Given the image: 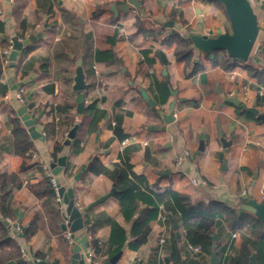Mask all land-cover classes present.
I'll list each match as a JSON object with an SVG mask.
<instances>
[{"label":"crops","instance_id":"crops-1","mask_svg":"<svg viewBox=\"0 0 264 264\" xmlns=\"http://www.w3.org/2000/svg\"><path fill=\"white\" fill-rule=\"evenodd\" d=\"M127 1L25 0L19 4L0 0V41L8 44L13 37L35 36L17 52L13 65L10 60L2 65L0 74V83L6 86L0 94V170L17 173L22 183L11 192V220L21 227L31 221L37 225L26 241L21 232L9 230L11 237L19 236L25 259L34 261L39 253L38 261L45 264H68L73 246L79 244L85 254L93 249V239L103 245L95 259L100 264L115 247L108 244L110 219L128 237L131 222L121 214L112 191L114 182L86 170L93 158L111 168L125 153L132 170L145 177L151 190L172 188L187 194L192 203L200 202L202 208L234 205L236 199L248 197L264 201V122L223 100L236 95L241 103L264 114V85L246 69L264 66L259 51L264 42V9L260 8L264 0H250L259 31L246 60H228L226 52L217 56L194 46L186 60L175 55L173 32L187 37L189 33L214 36L230 31V21L218 1L135 0L137 6L118 7ZM6 45H0V57ZM109 47L114 52L112 60L95 58L97 50ZM78 58L87 85L83 110L94 106L103 112L93 130L88 129L90 117L83 110L76 111L78 91L72 85ZM19 60L31 62L25 74L16 69ZM20 88L26 100L23 106L31 110L33 127L40 132L35 138L29 135L34 149L25 157L13 152L11 135L10 118L24 126L17 114ZM139 88L154 100L153 105L141 97ZM172 101L174 120L164 124L159 110L167 111ZM74 123H78V141L74 144L72 139L65 145V135ZM115 128L125 137H116ZM56 143L61 144L58 151ZM61 155L66 156L65 166L56 177L65 188L73 189L74 205L83 219V228L72 234L73 245L63 235L66 204L57 202L54 195L36 196L27 187L41 181L43 165L49 166ZM172 219L159 213L149 223L146 242L138 249L125 244L114 264H170ZM178 230L184 262L207 264L211 256L190 249ZM214 232L219 251L218 257L214 255L219 264H228L226 257L240 246V233L223 221L216 223Z\"/></svg>","mask_w":264,"mask_h":264},{"label":"trees","instance_id":"trees-1","mask_svg":"<svg viewBox=\"0 0 264 264\" xmlns=\"http://www.w3.org/2000/svg\"><path fill=\"white\" fill-rule=\"evenodd\" d=\"M23 4L25 0H17ZM3 30V23L0 21V31ZM171 37L175 41V55L178 59L186 58L191 53L192 42L187 37H182L177 33H172ZM113 42V39H111ZM7 42L0 41V45H6ZM217 56L224 50L214 51ZM114 52L112 48L97 50L95 58L97 60H112ZM229 58L228 60H233ZM30 61H17L16 69L25 74L30 68ZM2 57H0V74L2 66ZM247 71L255 78L259 85H264V66L260 69L246 67ZM6 86L0 83V94L5 92ZM238 108V107H237ZM239 109V108H238ZM84 116L90 117L88 129H95L97 122L103 116L101 110L94 106L85 107ZM11 135L13 138V152L21 157H25L34 149L33 143L24 126L19 119L10 118ZM114 135L119 139L125 137L120 129H114ZM77 137L73 138V143H77ZM61 149V144L56 143L54 150ZM124 153V152H123ZM87 171L94 174H103L107 176L115 185L114 196L118 200L121 214L131 222L129 235L127 237L125 229L114 220L110 219V234L108 237L109 246H115L110 255L122 248L125 244L130 249H138L147 240L152 219L159 213L165 214L169 219L174 218L178 227L182 230L185 240L191 245H198L201 253L210 257L215 254L217 257V242L213 246V239L210 235L216 229V223L223 221L227 223L232 230H237L241 236V243L235 254L228 255V264H248L249 257L255 252L256 264H264V224L252 213L244 210H237L236 205H213L212 207L202 208L200 202L192 203L187 194L166 188L161 191H153L148 187L145 177L136 174L127 160V155L122 154L120 160L115 162L111 168L104 166L98 159L93 158L88 165ZM21 180L17 173L0 170V216L4 219L14 218L13 210L10 207L12 189L21 186ZM28 189L36 196L54 195L48 179L45 177L38 182L29 183ZM37 225L31 221L27 226L22 227L20 233L23 240H28L36 231ZM93 225H91V229ZM9 223L0 220V264L8 260L17 261L15 264H35L33 260L25 259L20 254V243L18 235L11 237ZM19 234V233H17ZM180 239L175 236L174 231L170 237V253L168 260L170 264H183L185 258L180 252ZM91 246L94 249L93 259H98L101 255L103 245L98 241L91 239ZM35 257L41 258L39 253ZM191 264V263H190Z\"/></svg>","mask_w":264,"mask_h":264},{"label":"water","instance_id":"water-1","mask_svg":"<svg viewBox=\"0 0 264 264\" xmlns=\"http://www.w3.org/2000/svg\"><path fill=\"white\" fill-rule=\"evenodd\" d=\"M224 6L225 13L230 21V31H224L218 33L217 35H208L206 33H189L187 37L191 40L192 45L198 51L204 52H212L215 50H224L229 58H234L238 60H246L253 50L255 45V41L259 31V19L257 14L250 2V0H215ZM128 3L131 5L137 6L138 2L135 0H128L127 3H123L118 7L121 9H126ZM261 9H264V3L260 5ZM261 21L264 22V15L261 18ZM35 36L31 35L27 38H23L19 40L17 37H13L12 40V48L9 51L8 59L11 62L15 60L17 52L29 43V41L34 40ZM260 53L264 56V42L259 47ZM75 70L73 75V85L72 89L78 91L75 101H76V111L82 112L83 110V90L86 88V84L84 82L83 70L81 67V60L78 58L75 62ZM164 73V71H163ZM139 92L141 97L146 101V103L153 105L154 100L148 97L147 92L143 88H139ZM174 92V91H172ZM223 100L233 103L236 106H240L243 110L248 111L254 117L260 119L264 122V114L259 113L258 110L253 106H246L241 103L239 99L235 96L231 97H223ZM174 101L169 104L168 110L164 109L159 110L160 117L164 124L169 123L174 120V109H173ZM17 114L22 121L23 125L27 128L28 134L31 138H35L40 135V132L35 130L34 119L31 118L30 114L26 110L25 106L21 105L17 109ZM78 128V123H74L67 131L65 138L63 140V144L69 145L71 140L75 137L76 130ZM164 128V127H163ZM225 145V142H224ZM65 155L58 156L56 161L50 162V167L52 168L53 174H58L60 170L65 166ZM81 171H78L74 178L77 179L79 177ZM115 190V186L113 184L112 191ZM58 194L62 196V201L66 204V213L68 215V222L62 225V228L65 230L67 227L73 233L78 229L83 228V219L81 213L74 205L73 200V189L71 187L65 188L63 184H59ZM234 205L238 206L239 209L248 211L256 216L262 223L264 224V201H257L252 197H248L245 199H236L233 202ZM0 220L4 223L7 221L0 216ZM173 229L175 230V236L180 238V232L178 230V224L176 220L172 219ZM85 231H82V234ZM210 237L213 239V246H215L216 233L213 232ZM121 250L116 251V253L112 254L107 260L103 261L100 264H114L117 258L119 257ZM85 254L80 252V245L75 244L72 249V254L70 256V261L68 264H86L84 261ZM17 261L8 260L1 264H15ZM167 260V258H165ZM37 264H45L44 261H36ZM183 264H186L183 262ZM207 264H219L216 256L213 254L210 257V260ZM248 264H256L255 262V252H252L249 257Z\"/></svg>","mask_w":264,"mask_h":264},{"label":"built area","instance_id":"built-area-1","mask_svg":"<svg viewBox=\"0 0 264 264\" xmlns=\"http://www.w3.org/2000/svg\"><path fill=\"white\" fill-rule=\"evenodd\" d=\"M263 29H264V27H263ZM179 33L182 35L181 32H179ZM18 39L21 40L22 38H18ZM11 48H12V40H10L8 42V44L1 49L3 65H6L8 63V61H9L8 54H9V51L11 50ZM16 99H17V101L19 103H21V105H25L26 104V100H25L22 88H20L16 92ZM27 111H28V113L31 116V110H27ZM42 133H44V132L42 131ZM123 143H124V141H122V144ZM43 168H44L45 177L48 179V181L50 183V186L52 187V189L54 191L55 200L57 202H62V196L58 194V188H59L60 182L58 181L56 175L53 174L51 168L48 165L44 164ZM191 182L193 184L197 183V181L195 179H192ZM5 220L7 221V223H9V225L13 228L14 231H16L17 233L22 232V227L18 223L13 222V220H11L9 217H6ZM67 222H68V220H67ZM72 234L73 233L68 229V227L63 232V235H64L66 241L69 243V245H73L74 244V240H73V235ZM161 241H163V239H161ZM188 247L190 249H192L193 251H201V248L198 245H191V244L188 243ZM20 252H21V256L22 257H26V252L23 249H21ZM32 259H34V261H38L37 257H34ZM84 261H85L86 264H99L98 261L93 259V249H90L86 253V255L84 256Z\"/></svg>","mask_w":264,"mask_h":264}]
</instances>
